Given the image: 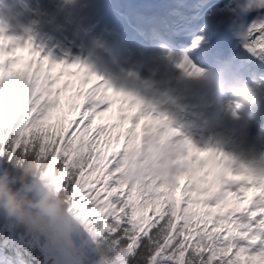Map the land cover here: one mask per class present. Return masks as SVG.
I'll use <instances>...</instances> for the list:
<instances>
[{
	"label": "snow or ice",
	"instance_id": "6c2138e0",
	"mask_svg": "<svg viewBox=\"0 0 264 264\" xmlns=\"http://www.w3.org/2000/svg\"><path fill=\"white\" fill-rule=\"evenodd\" d=\"M239 7L245 13L257 12L242 37L246 49L264 59V0H248ZM203 39L197 37L191 48H198ZM18 48L30 50L33 63L37 64V75L31 81L3 75L15 59L6 61V54L9 49L14 53ZM44 62L48 73L41 81ZM177 63L189 75L202 71L187 51L178 54ZM55 65L76 66L77 71L69 75L80 76L82 89L88 84L91 87L86 95L79 93L87 101L79 118L65 115L59 124L51 125L47 121L60 104L53 95L60 91L55 85L64 75L63 68L59 75H51ZM6 87L17 97L7 106ZM117 98L121 100V113H125L127 105V114L121 116V121H128L130 126L123 149L113 151L111 159L106 160L102 153L108 129L100 126L93 132V124L95 117L103 115ZM80 107L72 105L73 109ZM176 133L165 115L146 110L142 99L117 89L93 73L86 63L57 62L41 55L30 40L21 43L15 37L0 35V156L9 160L40 157L48 161L58 171L63 190L95 233H110L114 243L128 253L146 249L150 264H264V166L257 168L254 162L230 157L218 148L198 147L188 139L173 140ZM120 135L125 133L117 135L118 143ZM169 141L181 145L173 162L174 171L159 178H136L146 145ZM193 151L211 152L217 171L211 183H205L206 177L189 176L183 185L186 206L181 208V201L170 192L179 187ZM93 176L95 183L102 185L94 195ZM102 192L105 195L101 200ZM86 199L91 206L86 205ZM149 209L152 216L147 215Z\"/></svg>",
	"mask_w": 264,
	"mask_h": 264
},
{
	"label": "clouds",
	"instance_id": "9594fccd",
	"mask_svg": "<svg viewBox=\"0 0 264 264\" xmlns=\"http://www.w3.org/2000/svg\"><path fill=\"white\" fill-rule=\"evenodd\" d=\"M226 102L239 117L250 116L264 103V82L239 81L230 89ZM180 149L177 141L149 143L140 157L136 178L170 174ZM9 163L16 172L0 169V213L5 218L56 248L65 264H128L127 250L121 247L110 255L93 229L91 243L95 244L98 256L92 259L88 246L78 239L83 235L86 220L63 190L58 171L48 161L20 157Z\"/></svg>",
	"mask_w": 264,
	"mask_h": 264
},
{
	"label": "trees",
	"instance_id": "16d2710c",
	"mask_svg": "<svg viewBox=\"0 0 264 264\" xmlns=\"http://www.w3.org/2000/svg\"><path fill=\"white\" fill-rule=\"evenodd\" d=\"M17 99L16 94L12 92L11 89H7L5 92V104L6 106L10 102H15ZM59 101L60 98L58 97ZM65 112L62 108L61 102L59 106L53 110L52 115L49 117L47 121L48 124L57 125L65 116ZM79 116V114H78ZM88 121H85L87 123ZM105 126L98 119L95 118L93 124V132H95L97 127ZM13 130L16 127V123L13 122ZM67 138V137H65ZM124 137H120L119 143L117 142L116 137L112 134H108L104 137L103 143V153L106 157V160L111 159V153L116 151L117 149L122 150L125 140ZM19 158V157H18ZM119 156H117V159ZM11 160V161H15ZM106 162V161H105ZM59 164V161H58ZM7 168L13 172L16 170L13 168V164L9 163V159L7 156H0V169ZM108 168H111V164L108 165ZM108 169H105V174ZM191 170V171H190ZM204 172L205 165L202 164L201 161L191 160L189 165L186 167L185 173L181 176L179 181V187L175 188L170 192L175 198L180 200L182 197L181 208L185 207L184 204V193H183V185L188 182L189 176H192L195 172ZM119 175V174H117ZM96 176L92 177V183L96 186L101 187V184L95 183ZM111 184V183H110ZM87 187H85V191H87ZM128 189H125V195H127ZM105 193H101V200L103 199ZM87 206H91L87 204ZM98 215H102L98 213ZM148 216H152V211L149 209ZM109 219H111L109 217ZM92 229L93 227L85 221V228L83 235L86 233L90 234V241H86L82 236L78 237V239L88 246L89 255L92 259H95L98 256V253L95 251V244L91 243L92 239ZM99 240L104 241V248L109 252L110 255H115L122 247L120 244L114 243L113 237L110 233L105 232L104 234L98 235L96 237ZM126 243V242H122ZM0 261H5L10 264H65L63 257L60 255L59 251L53 246L49 245L45 240L40 237H37L31 233H29L25 228L19 226L11 221H9L5 216L0 213ZM128 264H150L149 257L146 249L140 248L136 249L131 253H128Z\"/></svg>",
	"mask_w": 264,
	"mask_h": 264
},
{
	"label": "rangeland",
	"instance_id": "374dc122",
	"mask_svg": "<svg viewBox=\"0 0 264 264\" xmlns=\"http://www.w3.org/2000/svg\"><path fill=\"white\" fill-rule=\"evenodd\" d=\"M19 60L17 61H13V65L9 66L8 71H7V75H5L3 73V75H5L6 77H13V76H17L20 79H26L28 81L33 80L36 75H37V67L28 61V59H24L21 58L19 56L18 58ZM47 74L46 71V67L43 68L42 73H41V81H43V76ZM77 82L74 85V89H73V94H68L62 97L63 100V104H65L66 107V112L69 115L70 118H74L73 117V108L72 105L73 104H77L76 100H77V96L79 95V93H81V91H83L85 93V95L87 94V90H83L81 88V84H80V78L75 77L74 78ZM64 81L59 84V85H55L56 88L60 89L61 93H64L63 91V87L65 84H67V79H63ZM73 81V80H72ZM72 88V86L70 84H68V91H70ZM67 91H65L66 93ZM82 99H84V96H82ZM85 100V99H84ZM83 107V104L80 103ZM120 106H121V100H117L115 105L111 106L109 110L104 111L103 115H101V117H103L107 124H111L112 122H114V125H117V128L120 130V133H125L127 132V128L130 126L128 121H121V116L127 114V105H125V113H121L120 111ZM82 107H80V109H82ZM138 131H140L138 129ZM124 136V135H123ZM263 142L259 143V142ZM217 144L219 143V141H216ZM245 149L241 150V151H236L234 149H226L227 151L231 152V154H233L235 157H237V159L242 160V161H248V162H254L255 157H257V159L259 160L261 157H264V136H262L258 142L249 144L247 146H244ZM240 149V148H239ZM251 149V150H250ZM250 150V151H249ZM207 152H203V154H206ZM252 153V154H251ZM254 153H256L254 155ZM252 155H254L252 157ZM211 175V179H207L205 183H211L212 179H213V175ZM88 191V189H87ZM86 191V192H87ZM94 193V188L92 189V194ZM84 239L86 241H90V234L86 233L85 235H83Z\"/></svg>",
	"mask_w": 264,
	"mask_h": 264
},
{
	"label": "bare ground",
	"instance_id": "6f19581e",
	"mask_svg": "<svg viewBox=\"0 0 264 264\" xmlns=\"http://www.w3.org/2000/svg\"><path fill=\"white\" fill-rule=\"evenodd\" d=\"M18 41L20 42V40H18ZM79 59L81 60V57H79ZM132 90H133V89H132ZM226 119H227V122H228L229 124H231V121H232V119H233L232 116L227 115V116H226ZM207 161H208L210 167L212 168V170H213V172H214V174H215V172L217 171V169L214 167V156H213V154H211V156L207 157Z\"/></svg>",
	"mask_w": 264,
	"mask_h": 264
}]
</instances>
